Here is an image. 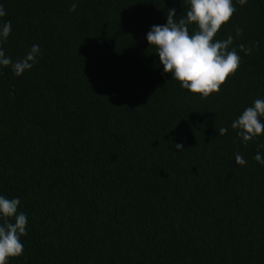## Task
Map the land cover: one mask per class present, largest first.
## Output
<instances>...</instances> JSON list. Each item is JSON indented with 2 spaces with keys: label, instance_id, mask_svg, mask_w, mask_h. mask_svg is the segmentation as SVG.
Instances as JSON below:
<instances>
[{
  "label": "trees",
  "instance_id": "16d2710c",
  "mask_svg": "<svg viewBox=\"0 0 264 264\" xmlns=\"http://www.w3.org/2000/svg\"><path fill=\"white\" fill-rule=\"evenodd\" d=\"M233 4L215 39L242 29L240 67L202 99L146 39L188 0H0V49L40 48L19 77L0 66V195L28 218L8 264H264V134L231 127L264 99V0Z\"/></svg>",
  "mask_w": 264,
  "mask_h": 264
},
{
  "label": "clouds",
  "instance_id": "9594fccd",
  "mask_svg": "<svg viewBox=\"0 0 264 264\" xmlns=\"http://www.w3.org/2000/svg\"><path fill=\"white\" fill-rule=\"evenodd\" d=\"M247 2L248 0H237L240 6ZM188 4L186 14L178 18L176 9H169L166 13V24L152 26L146 39L150 48L155 49L164 74H170L171 79L189 93L207 99L219 93L222 85L239 69L241 57L237 48L232 45L242 35V29L237 27L235 36L229 34L226 39H215L236 12L233 0H188ZM76 7L77 4L73 3L70 11H75ZM5 15L3 6L0 5V17ZM190 26H194L191 32ZM11 31L10 21L0 23V44L9 37ZM239 52L250 55L252 47L240 44ZM39 54V45H33L22 59L13 62L0 49V66H11L14 75L19 77L32 68ZM262 119L264 99H256L252 106L247 107L232 122L231 127L247 144L264 134ZM227 131V128L221 127L218 134L223 136ZM174 147L178 150L184 149L182 144H175ZM255 160L264 165L259 149ZM235 161L238 165L246 163L240 154L235 156ZM19 205L18 198L0 195V264H8L10 259L23 254L21 238L27 235L28 218L26 214L18 213Z\"/></svg>",
  "mask_w": 264,
  "mask_h": 264
}]
</instances>
